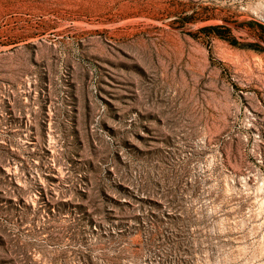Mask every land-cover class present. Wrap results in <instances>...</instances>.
Listing matches in <instances>:
<instances>
[{
	"label": "rangeland",
	"instance_id": "374dc122",
	"mask_svg": "<svg viewBox=\"0 0 264 264\" xmlns=\"http://www.w3.org/2000/svg\"><path fill=\"white\" fill-rule=\"evenodd\" d=\"M0 264H264V0H0Z\"/></svg>",
	"mask_w": 264,
	"mask_h": 264
}]
</instances>
